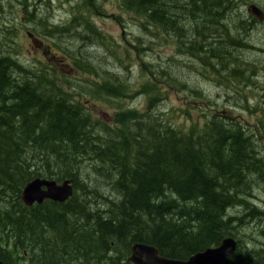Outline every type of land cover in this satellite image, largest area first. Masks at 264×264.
<instances>
[{
  "label": "trees",
  "instance_id": "16d2710c",
  "mask_svg": "<svg viewBox=\"0 0 264 264\" xmlns=\"http://www.w3.org/2000/svg\"><path fill=\"white\" fill-rule=\"evenodd\" d=\"M120 1L141 18L144 31L166 36L176 54L195 58L213 75L209 79L242 97L231 80L248 83L255 70L233 51L251 47L244 34L258 22L240 14L237 0ZM79 24L75 46H105L130 73L128 53L116 55L115 45L86 18ZM65 28L52 27L54 34ZM18 47L0 37L1 262L131 264L135 242L185 260L232 236L236 249L222 264H264V209L251 201L254 188L264 186L257 130L220 113L200 126L165 123L152 113L163 99L161 85L148 79L130 94L128 79L105 69L101 59L80 47L65 51L76 70L94 77L92 94L147 95L143 113L118 110L111 126L71 96L72 86L49 78L43 66L20 61ZM147 66L143 63L142 75L149 71L156 81L175 82L167 71L154 75ZM245 67L251 74H244ZM185 83L177 82L178 89L202 99L201 90ZM37 177L71 180L72 196L25 206L21 190ZM242 232L250 233L249 244Z\"/></svg>",
  "mask_w": 264,
  "mask_h": 264
},
{
  "label": "rangeland",
  "instance_id": "374dc122",
  "mask_svg": "<svg viewBox=\"0 0 264 264\" xmlns=\"http://www.w3.org/2000/svg\"><path fill=\"white\" fill-rule=\"evenodd\" d=\"M47 1L0 0V7L3 8L0 10V37H3L7 42L12 39L15 44L19 45L20 61H24L26 66L29 68L30 66L31 68L43 66L48 70L49 78L61 83L65 88L67 85L72 86L70 91L67 89L71 96L82 102L93 117L99 119V112L104 111L111 118L108 124L113 126L118 110L135 108L143 113L148 100L144 93L130 98H112L92 94L90 88L94 77L76 70L69 57L64 53L67 50L71 51L75 50V47L76 49L80 47L74 45L72 36L76 30L79 31L83 28L79 23L84 18L115 45L113 52L116 55L129 54L130 58L127 62L130 63L128 67L130 73H125L124 64L121 65L122 62L119 63L105 46L96 44L92 47L87 45L80 47L83 54L90 55L93 59H101L105 69L118 71L122 77H126L132 90L130 94L139 90V84L148 79L162 86L163 99L157 102L158 105L152 110L156 117H160L165 123L167 121L188 128L191 125L200 126L212 114L227 115L244 121L245 124L257 130L262 141L260 146L264 150L263 24L258 22L249 33L244 34L250 48L233 51L236 56L242 61L248 62L251 65L250 68L255 70L248 83L242 84L239 81L231 80L233 83L231 87L242 95L240 97V95H233L234 91L230 92V89L218 84L216 78L209 79L213 75L210 72L204 73L195 58L176 54V49L169 41L170 39L166 42V36L163 39L160 37V33H151L154 29L144 31L141 26V18L126 10L120 0H70L69 8L73 10V13L67 11L66 14L61 11L51 12L49 10L50 13L46 12L44 6ZM49 1H51V6H56L61 0ZM237 2L242 15L247 14L246 7L250 3L264 11V0H237ZM34 5H38L42 10H33ZM50 15L53 16V20L64 22V25L62 23L60 26H66V30L61 34H54L53 29L47 28L48 25L45 22ZM28 31L34 33L37 42H39L38 46L31 43L26 35ZM148 44H150V48L146 50ZM143 63L148 65V69H151L154 75L167 71L169 77L175 78V82L169 81L170 83L165 84L163 78L156 81L148 76L149 71L142 75ZM244 74H251L250 69L246 68ZM177 82L179 84L186 82L187 86L201 90L202 99L190 97L189 91L179 90ZM228 94L231 97L227 101ZM252 200L259 208L264 209V186L260 185L254 188ZM239 236L244 244L249 242L250 233L242 232Z\"/></svg>",
  "mask_w": 264,
  "mask_h": 264
},
{
  "label": "water",
  "instance_id": "95a60500",
  "mask_svg": "<svg viewBox=\"0 0 264 264\" xmlns=\"http://www.w3.org/2000/svg\"><path fill=\"white\" fill-rule=\"evenodd\" d=\"M246 12L257 22H264V11L257 5L253 3L247 5ZM98 117L105 123L111 120L104 111H100ZM72 193L71 180L58 183L54 180L37 177L24 185L20 193V200L25 206H31L34 203L40 204L44 200L62 203L70 198ZM236 246V239L227 236L217 246L196 252L185 260H175L159 255L158 250L152 245L135 242L130 246L128 261L131 264H222L234 253ZM0 264L4 263L0 261Z\"/></svg>",
  "mask_w": 264,
  "mask_h": 264
},
{
  "label": "flooded vegetation",
  "instance_id": "af4514ba",
  "mask_svg": "<svg viewBox=\"0 0 264 264\" xmlns=\"http://www.w3.org/2000/svg\"><path fill=\"white\" fill-rule=\"evenodd\" d=\"M67 1V2H66ZM91 1V0H89ZM69 3H70V0H61L60 3H58L56 6H51V1L48 0L47 3H45L46 7L45 10L46 12L49 10L52 12H58V11H61L63 12L64 14L67 13V11H71L73 13V10H71V8H69ZM64 5H66V7H64ZM3 8L0 7V10H2ZM44 9V8H43ZM66 9V11H65ZM33 10L37 11V10H42L41 7H39L38 5H34L33 6ZM50 13V12H49ZM53 16L50 15V17L48 18V20L45 22L48 27L47 28H51L52 26H56V25H60V24H64V22L62 21H55L53 20L52 18ZM264 24V23H263ZM52 29V28H51ZM26 35L27 37L30 39L31 43H33L34 46H38L39 45V42H37V38L34 36V33L28 31L26 32Z\"/></svg>",
  "mask_w": 264,
  "mask_h": 264
},
{
  "label": "bare ground",
  "instance_id": "6f19581e",
  "mask_svg": "<svg viewBox=\"0 0 264 264\" xmlns=\"http://www.w3.org/2000/svg\"><path fill=\"white\" fill-rule=\"evenodd\" d=\"M47 2H48V1H47ZM47 2H46V3H47ZM66 2H67V1H66ZM23 187H24V186H23ZM44 201H45V200H44ZM34 204H35V203H34Z\"/></svg>",
  "mask_w": 264,
  "mask_h": 264
}]
</instances>
